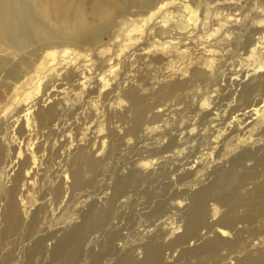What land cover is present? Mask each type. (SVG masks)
<instances>
[{
	"label": "bare ground",
	"instance_id": "obj_1",
	"mask_svg": "<svg viewBox=\"0 0 264 264\" xmlns=\"http://www.w3.org/2000/svg\"><path fill=\"white\" fill-rule=\"evenodd\" d=\"M81 1L86 8L80 0H0V17L10 22V29L19 35L12 33L4 39L0 36V60L11 62L18 58L23 66L15 77H9V69L4 77L0 76V177L17 163L11 184L3 192L0 264H264V30L255 38L254 33L247 37L248 54L241 63L237 62L239 70H231L228 77L234 87L229 98L232 100L224 104L230 110L228 115L234 110L237 115L226 119L219 108L224 105L203 101L196 108L200 129L194 116L195 121L192 123L191 119L190 124L181 120L171 125L159 124L155 129L146 126L142 131L146 108L139 107L138 98L128 93L135 111L126 133L141 134L143 139L156 135L139 148L151 160L129 163L123 174L114 176L108 194L81 202L76 214L56 223L54 233L47 237L45 198L57 201L64 197L65 190L42 189L39 199L44 202L35 207L25 224L33 204L27 206L24 199L30 196L27 185L31 186L37 175L34 171L39 149H33V142L23 152H17L16 146L26 131L34 132L32 118L37 119L52 108L33 113L27 108L30 101L47 84L46 76L52 67L61 72L62 66L69 64L67 57L72 61L75 55L86 63L91 61L95 49L107 42L105 38L119 17L135 9L140 11L153 0ZM5 7L17 14L5 15ZM259 9L264 13L262 5ZM73 14L80 15L79 23ZM257 23L264 27V19ZM33 44L36 48L32 49ZM85 73L77 79V86L82 89L89 81ZM192 77V82L204 84L207 80L202 71H194ZM100 81L101 88L107 85L103 75ZM182 85L164 90L171 93ZM14 106H26V111L11 114ZM19 113H23L21 118ZM97 164L85 153L74 156L69 164L72 187L81 185L83 167L93 173ZM168 174L178 182L192 178L181 193L184 200L163 198L166 194L175 196L164 183ZM155 179H164L159 191L138 189ZM190 190L194 193L186 195ZM133 196H141L143 202H151L152 206L139 213ZM121 207L128 209V218L138 213L156 223L137 230V239L127 243L129 235L121 234L115 222ZM170 213L176 221L162 219ZM20 238H24L25 246L18 249L15 243ZM119 239L124 243L117 246L115 241Z\"/></svg>",
	"mask_w": 264,
	"mask_h": 264
},
{
	"label": "rangeland",
	"instance_id": "obj_2",
	"mask_svg": "<svg viewBox=\"0 0 264 264\" xmlns=\"http://www.w3.org/2000/svg\"><path fill=\"white\" fill-rule=\"evenodd\" d=\"M80 2L86 8V3L83 4L81 0ZM70 5L71 2H68V6ZM259 5L264 8V2L259 0H153L140 11L135 9L119 17V22L111 28L105 38L107 42L95 49L91 61L86 63L81 56L75 55L72 61L67 57L69 64L62 66L61 72L52 67L46 76L47 84L34 95L27 107L33 113L46 111L49 107H52L51 111L37 119L32 118L34 132L26 131L23 139L18 141L20 145L16 146L17 152H23L27 144L33 142V149H39L36 151L38 166L34 171L37 175L34 176L31 186L27 185V189H31L28 191L30 196L24 199L27 206L33 204L24 219L25 224L35 207L44 202L39 199L42 189L65 190L62 199L51 201L48 196L45 198V205L48 203L45 208L48 216L45 215V221L47 227L49 226L45 234L47 237L54 233L53 227L56 223L76 214L81 202L91 196L96 198L103 193L108 194L114 176L123 174L129 163L136 159L151 160V157L139 148L142 144L150 143L151 138H156V135L143 139L141 134L131 136L126 133L135 111L133 102L127 97L128 93H133L138 98L139 107L146 108L143 113L142 131L146 126L155 129L159 124H175L181 120H188L190 124L192 119L193 123L194 118H198L196 108L200 107L203 101L209 105L216 102L218 105H224L219 108L223 110L221 114L226 119L228 116L234 117L235 113L237 115L235 110L233 116L228 115L230 110L225 106L232 100L229 98L232 97L231 88L234 87L230 86L228 77L231 70L235 71L240 67V60L243 61V57L248 54L249 35L254 33L255 38L263 33V25L257 23L259 19H264ZM2 11L7 16L17 14L6 7ZM41 12L46 13L45 10ZM73 18L79 23L80 15L73 14ZM12 33L10 22L0 17L2 39ZM12 35L19 36L14 33ZM33 48H36V45L33 44ZM33 58L30 57V60ZM84 64L90 66L85 68ZM22 69L18 58H12L11 62L2 60L0 76L4 77V72L8 70L9 77H15ZM88 69L90 71L87 73ZM84 71L89 81L82 89L77 86V79ZM194 71L205 73L207 80L204 84L192 82ZM101 75L107 84L103 88ZM180 84L183 85L174 88L171 93L164 90L165 87ZM17 111L25 112L26 106H14L11 114ZM22 115L23 113H19L17 116L21 118ZM195 123L198 124V127L195 124L198 129L202 127L199 126L202 124L199 119ZM14 126L16 128L17 125ZM78 153H85L98 164L93 173L86 172L83 167L80 176L82 183L73 188L69 164ZM14 165L5 176L0 177L1 213L3 192L10 186L12 174L17 169V163ZM190 179L178 182L175 176L168 174L165 181L151 180L138 186V189L159 191L164 181L167 189L175 192V196L168 194V197L166 194L162 195L163 198L179 202L185 198L181 193ZM192 193L194 192L190 190L186 195ZM122 199L124 198H120ZM133 200L137 202L134 207L139 213L148 211L152 206L151 202H143L141 196H136ZM19 209L21 213V208ZM127 212L128 209L121 207L119 218L115 222L121 234L129 235L125 242L132 243L131 241L137 239V230L150 227L156 221L146 219L138 213L128 218ZM52 214L53 216H50ZM171 216L170 213L162 219L169 218L168 222L176 221V216ZM50 229L52 231H49ZM22 234L24 235L23 231ZM122 241L124 243V240L119 239L115 244L120 246ZM24 244V238L15 243L18 249L25 246Z\"/></svg>",
	"mask_w": 264,
	"mask_h": 264
}]
</instances>
